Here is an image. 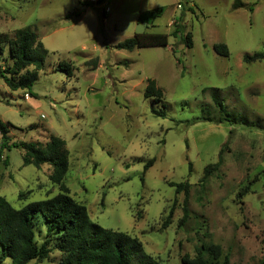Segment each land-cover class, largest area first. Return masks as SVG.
I'll return each instance as SVG.
<instances>
[{
  "label": "rangeland",
  "instance_id": "374dc122",
  "mask_svg": "<svg viewBox=\"0 0 264 264\" xmlns=\"http://www.w3.org/2000/svg\"><path fill=\"white\" fill-rule=\"evenodd\" d=\"M148 11L159 15L140 21ZM180 15L192 47L172 35ZM19 30L33 32L47 53L31 91L0 79L10 143L64 139L70 194L94 222L137 237L163 264L185 257L264 264V59L244 61L246 53L264 52V0H0V34L8 36L0 41L1 68L13 63L8 39ZM142 32L165 33L169 44L115 47ZM219 42L229 57L215 51ZM62 63L73 66L71 75ZM149 79L162 88L161 100L145 97ZM221 150L223 163L203 188L204 169ZM24 155L11 147L0 158V195L18 209L61 192L53 166L27 165ZM171 182L190 183L183 226L184 193ZM35 231L40 245L46 224ZM49 248L47 258L29 264H58L64 253L55 241Z\"/></svg>",
  "mask_w": 264,
  "mask_h": 264
},
{
  "label": "trees",
  "instance_id": "16d2710c",
  "mask_svg": "<svg viewBox=\"0 0 264 264\" xmlns=\"http://www.w3.org/2000/svg\"><path fill=\"white\" fill-rule=\"evenodd\" d=\"M99 3L103 0H98ZM243 6L242 1H236L234 7ZM253 9V6H250ZM148 11L141 16L154 19ZM150 13V15H149ZM160 13V10H159ZM76 15H81L77 12ZM104 15V14H103ZM183 15H180L175 22L172 35L180 36L181 41L187 47L193 46L191 32H186V25L183 22ZM6 34H0V41L7 40ZM168 35L165 33H136L122 42L116 44L120 50L133 51L145 47L167 46ZM12 65L0 67V79L13 90L28 89L31 91L38 78V72L43 68L45 55L47 53L43 43L37 40L36 35L28 30H19L14 39H8ZM215 51L223 56L229 57L230 51L226 43L219 42L214 45ZM174 51V50H173ZM264 59V52L244 55V61L251 63ZM33 66L31 72L21 74L27 67ZM61 68L69 75L72 74L73 66L70 63H62ZM145 97H156L159 101L163 98L164 92L157 85L154 79H149L144 91ZM220 110H224L223 103L218 96H214ZM159 116H165V111L153 110ZM1 147L0 158L4 149L11 147L25 150L23 157L25 164L40 166L48 163L53 166L51 179L60 185L61 192L53 197L33 201L23 208H15L5 197L0 195V264L7 257H11L13 264H29L32 260L47 258L50 253L49 243L55 241L58 249L64 253L58 264H163L147 253L142 242L130 234L105 228L94 222L84 203L77 201L71 194L69 188L63 183L69 169V151L66 141L59 136L52 135L46 144L39 142L14 141L10 143L9 123L0 118ZM149 160L145 165V171L154 163ZM223 163V150L219 153L216 163L206 166L201 178V185L204 188L205 182L218 171ZM191 168V165H190ZM176 193H184L182 204L183 216L179 225L183 226L190 215L189 208V182H171ZM174 214V205L162 223L166 228L171 223ZM43 221L46 224V240L42 244L36 241V226ZM211 250L218 251L219 246H210ZM184 264H206L202 257L190 259L183 258Z\"/></svg>",
  "mask_w": 264,
  "mask_h": 264
}]
</instances>
